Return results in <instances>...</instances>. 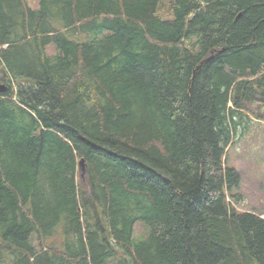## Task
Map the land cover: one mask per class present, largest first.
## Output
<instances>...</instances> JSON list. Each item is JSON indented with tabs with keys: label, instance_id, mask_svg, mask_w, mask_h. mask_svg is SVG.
Here are the masks:
<instances>
[{
	"label": "trees",
	"instance_id": "16d2710c",
	"mask_svg": "<svg viewBox=\"0 0 264 264\" xmlns=\"http://www.w3.org/2000/svg\"><path fill=\"white\" fill-rule=\"evenodd\" d=\"M0 82V264H264V0H0Z\"/></svg>",
	"mask_w": 264,
	"mask_h": 264
},
{
	"label": "rangeland",
	"instance_id": "374dc122",
	"mask_svg": "<svg viewBox=\"0 0 264 264\" xmlns=\"http://www.w3.org/2000/svg\"><path fill=\"white\" fill-rule=\"evenodd\" d=\"M27 1L33 8L39 5V0ZM161 16L169 17L167 8L162 9ZM53 48L55 46L51 45L50 50ZM0 84L4 83L0 82ZM247 122V128L252 131L244 138L236 139L235 144L228 149L227 164L236 168L242 179L239 190L241 203L237 205L238 209L257 212L264 216V121L252 118ZM147 231L141 223L135 226L137 238L145 236Z\"/></svg>",
	"mask_w": 264,
	"mask_h": 264
},
{
	"label": "water",
	"instance_id": "95a60500",
	"mask_svg": "<svg viewBox=\"0 0 264 264\" xmlns=\"http://www.w3.org/2000/svg\"><path fill=\"white\" fill-rule=\"evenodd\" d=\"M6 86L5 85H3V84H0V93H2V92H5L6 91ZM80 166H81V168H82V172H81V176L83 177L84 175H85V170H84V161H81L80 162Z\"/></svg>",
	"mask_w": 264,
	"mask_h": 264
}]
</instances>
